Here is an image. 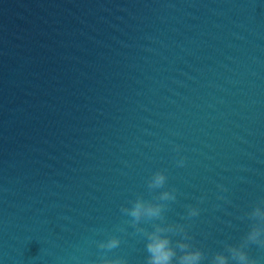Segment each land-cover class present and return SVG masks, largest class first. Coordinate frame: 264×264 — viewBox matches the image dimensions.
Segmentation results:
<instances>
[{
  "label": "water",
  "instance_id": "1",
  "mask_svg": "<svg viewBox=\"0 0 264 264\" xmlns=\"http://www.w3.org/2000/svg\"><path fill=\"white\" fill-rule=\"evenodd\" d=\"M252 230L264 0H0V264H264Z\"/></svg>",
  "mask_w": 264,
  "mask_h": 264
},
{
  "label": "clouds",
  "instance_id": "2",
  "mask_svg": "<svg viewBox=\"0 0 264 264\" xmlns=\"http://www.w3.org/2000/svg\"><path fill=\"white\" fill-rule=\"evenodd\" d=\"M182 165V162H180ZM165 180L163 175H158L156 178V185H162ZM164 199L170 198L167 193L164 194ZM174 199V197H171ZM142 212V205H137L136 208L130 213L131 216L139 218ZM160 213L159 208H149L147 210V215L149 216H158ZM190 215H198V211L193 210L190 212ZM264 236V230L256 231L252 230L247 239L253 243H259L264 245V239L260 237ZM120 241L117 239L111 240L106 246L101 245V248H107L109 250L118 247ZM182 248H189L190 245L184 244L181 245ZM245 247H235L231 248V253L237 264H255V261L250 259L247 252L244 250ZM147 251L149 253V264H172L173 259L176 255L175 249L171 246V240L167 237L156 236L154 234L153 238L147 245ZM203 260V253L200 250H191L186 252L180 258V264H201ZM215 264H228V257L224 254H217L214 258ZM104 264H126L124 260H111L105 261Z\"/></svg>",
  "mask_w": 264,
  "mask_h": 264
}]
</instances>
